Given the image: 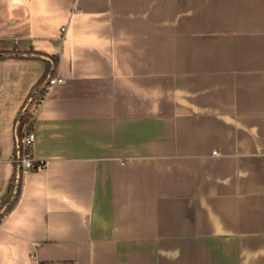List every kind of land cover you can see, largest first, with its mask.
<instances>
[{"label": "crops", "instance_id": "0c3cea01", "mask_svg": "<svg viewBox=\"0 0 264 264\" xmlns=\"http://www.w3.org/2000/svg\"><path fill=\"white\" fill-rule=\"evenodd\" d=\"M14 50L57 65L0 59V209L65 83L0 264H264V0H0Z\"/></svg>", "mask_w": 264, "mask_h": 264}, {"label": "trees", "instance_id": "16d2710c", "mask_svg": "<svg viewBox=\"0 0 264 264\" xmlns=\"http://www.w3.org/2000/svg\"><path fill=\"white\" fill-rule=\"evenodd\" d=\"M0 59H42L46 61L47 67L52 68L53 66L57 65V61L54 59H50L43 55H38L32 52L29 53H21L18 50H14L12 52H0ZM46 83H41L32 93L31 97L29 98L27 104L29 105L28 109L26 111L23 110V112L20 114L17 120V135H16V147L14 152V158H15V172L12 179V184L10 187L9 195L7 197L6 202L4 203L3 207L0 209V224L2 220L6 217L7 214H9L16 204L19 201L21 189H22V179L24 176V169L20 163V160L22 158V140L25 138V136L31 134L32 130V120L33 115L31 114V109L34 105H39L42 103V95L43 92L49 83L50 79ZM26 104V105H27ZM25 105V106H26ZM25 108V107H24ZM27 129L25 130V128ZM39 164L35 162L33 168L30 170V172H34L38 170ZM8 207L6 212H3L4 208Z\"/></svg>", "mask_w": 264, "mask_h": 264}, {"label": "built area", "instance_id": "2783aa9c", "mask_svg": "<svg viewBox=\"0 0 264 264\" xmlns=\"http://www.w3.org/2000/svg\"><path fill=\"white\" fill-rule=\"evenodd\" d=\"M65 80L63 78H52L50 79L49 83L47 84L43 95H42V102L45 98L50 94L51 90L56 87L57 85L64 84ZM35 143V135L30 134L25 136L22 140V158L20 163L24 169V175L29 173L30 170L33 168L35 161L33 158V148ZM38 169H43V166L39 165Z\"/></svg>", "mask_w": 264, "mask_h": 264}, {"label": "water", "instance_id": "95a60500", "mask_svg": "<svg viewBox=\"0 0 264 264\" xmlns=\"http://www.w3.org/2000/svg\"><path fill=\"white\" fill-rule=\"evenodd\" d=\"M28 107H29V105H28V106H26V108H25V110H24V111H26V110L28 109ZM7 209H8V207H5V208H4V210H3V212H6V211H7Z\"/></svg>", "mask_w": 264, "mask_h": 264}]
</instances>
